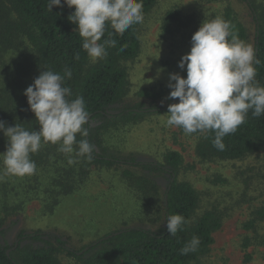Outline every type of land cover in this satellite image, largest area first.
<instances>
[{
	"label": "trees",
	"instance_id": "trees-1",
	"mask_svg": "<svg viewBox=\"0 0 264 264\" xmlns=\"http://www.w3.org/2000/svg\"><path fill=\"white\" fill-rule=\"evenodd\" d=\"M158 1L143 0L144 19ZM196 1L215 3L219 0ZM240 1L247 6L254 22L253 48L259 61L254 64L255 80L264 87V11L261 10L259 18L256 0ZM47 6L48 0H0V121H4L6 127L19 124L29 131L39 130V122L24 95L25 89L44 70L64 76L65 70L70 69L71 78L65 76L64 86L72 90L70 99L83 97L88 112L84 127L89 135L83 137L77 133L76 141L87 139L93 145V152L88 159L76 155L78 143L73 145L72 154L59 151L60 144L43 143L38 152L30 154L36 163V172L23 177L6 174L0 155V264H61V254L79 264H204L203 259L213 244V234L221 228L224 215L214 207L197 214L200 202L197 191L191 184L178 180V173L183 168L182 156L170 151L163 156V164L153 165L105 154V134L136 125L147 115L168 114V108L142 109L141 105L116 114L107 111L129 93L127 70L123 64L134 61L140 53L141 23L132 25L122 35L110 24L106 25L105 34L98 43L112 39L116 44L114 47L105 45L107 55L92 62L82 47L83 38L75 31L77 25L68 19L75 8L64 4L48 11ZM222 19L230 22L232 34L247 42L246 28L231 7L224 9ZM184 25L180 12L171 10L164 16L161 29L170 35ZM139 95L152 100L163 96L160 91L146 90ZM96 121L101 123L93 128L92 123ZM193 134L198 137L194 154L201 162L243 160L264 150V114L254 117L249 110L245 123L235 133L222 138L226 145L223 151L213 146L214 131ZM7 143V137L0 132V154L6 151ZM69 158L75 163L69 164ZM115 166L150 167L169 176L161 196L158 187L147 178L127 170L120 175L128 191L137 198L147 221L152 224L162 221V229L157 232L143 228L116 231L79 251L68 248L60 237L43 232L20 233L10 245L15 222L3 228L7 217L23 212L35 200L41 203L45 212L52 213L66 197L81 190L91 169ZM175 214L182 215L186 223L173 236L164 219ZM251 217L243 226L247 230L264 221V206L257 208ZM194 236L200 240L197 250L182 255L181 249ZM32 242H42L48 247L31 248L29 243Z\"/></svg>",
	"mask_w": 264,
	"mask_h": 264
},
{
	"label": "rangeland",
	"instance_id": "rangeland-1",
	"mask_svg": "<svg viewBox=\"0 0 264 264\" xmlns=\"http://www.w3.org/2000/svg\"><path fill=\"white\" fill-rule=\"evenodd\" d=\"M255 4L259 7L257 16L260 18L264 0H256ZM226 7L234 10L246 28V43L253 47L254 22L247 6L240 0H219L215 3L159 0L140 24L138 57L123 64L127 70L129 93L110 107L108 113L116 114L135 105H141L142 109H161L178 103V98L166 99L171 91L167 86L169 74L179 73L186 78V66L180 69L178 62L190 52L193 34L203 22L222 18ZM171 10L180 12L185 25L167 35L162 32L161 26L164 16ZM144 90L160 91L163 96L156 100L140 97L139 92ZM168 115H147L136 125L105 134V154L118 159H135L141 164L161 165L166 153L178 152L183 159L178 180L191 184L197 191L200 200L197 214L214 207L224 215L221 228L213 234V244L203 263L264 264V221L251 230L243 227L251 220V214L264 206V150L238 161L201 162L194 154L198 137L185 134L182 128L168 126ZM100 123L93 122L92 127ZM126 170L147 178L158 187L160 195H164L169 176L161 171L150 167H96L91 169L81 190L66 197L52 213L45 212L41 203L35 200L23 212L7 217L3 228L15 222L9 238L10 245L20 233L43 232L60 237L68 248L79 251L116 231L128 228L152 231L160 223L159 230L162 229V221L157 224L147 221L137 198L122 182L120 175ZM29 247L48 246L32 242ZM59 258L61 264H79L64 254Z\"/></svg>",
	"mask_w": 264,
	"mask_h": 264
},
{
	"label": "clouds",
	"instance_id": "clouds-1",
	"mask_svg": "<svg viewBox=\"0 0 264 264\" xmlns=\"http://www.w3.org/2000/svg\"><path fill=\"white\" fill-rule=\"evenodd\" d=\"M75 8L68 19L77 25L75 31L83 38L82 47L93 62L107 55L106 47H114L115 40L101 41L106 25L116 33L124 34L132 25L143 22V0H48V11L53 6ZM231 24L222 18L203 22L191 38V50L178 62L187 71L186 78L179 73L169 74L168 100L178 98V103L168 105L167 125L182 128L185 134L215 132L213 146L225 150L222 138L235 133L245 123L249 110L254 117L264 114V87L255 80L254 64H258L252 45L230 32ZM111 35V34H110ZM231 36V39H229ZM78 58V56H77ZM65 76L52 70L42 71L29 85L24 95L30 110L39 122V130L29 131L19 124L7 126L0 121V132L7 137L3 154L6 174L23 177L36 172V163L30 154L40 150L43 143L60 144L59 151L72 154L78 143L77 156L91 159L93 145L87 139L76 141V134L89 135L84 127L88 122L83 97L70 99L72 90L64 86ZM174 82V83H173ZM163 103V101L161 102ZM69 164L75 160L69 158ZM170 235H175L186 223L182 215L166 219ZM163 220V221H164ZM161 223L152 231H158ZM199 237H193L181 254L197 250Z\"/></svg>",
	"mask_w": 264,
	"mask_h": 264
}]
</instances>
